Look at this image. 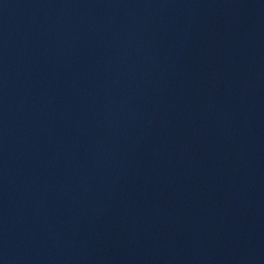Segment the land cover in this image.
I'll list each match as a JSON object with an SVG mask.
<instances>
[{"label":"water","instance_id":"95a60500","mask_svg":"<svg viewBox=\"0 0 264 264\" xmlns=\"http://www.w3.org/2000/svg\"><path fill=\"white\" fill-rule=\"evenodd\" d=\"M0 264H264V0H0Z\"/></svg>","mask_w":264,"mask_h":264}]
</instances>
